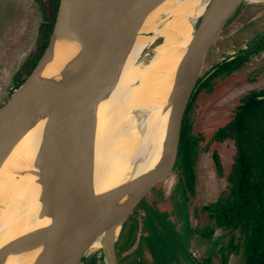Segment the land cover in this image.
Masks as SVG:
<instances>
[{"label": "water", "instance_id": "95a60500", "mask_svg": "<svg viewBox=\"0 0 264 264\" xmlns=\"http://www.w3.org/2000/svg\"><path fill=\"white\" fill-rule=\"evenodd\" d=\"M156 1L59 0L53 27L41 56L24 81L0 105V160L16 142L26 124V115L18 103L38 109L47 118L33 162L42 172V198L38 215L42 217L47 214L53 203L51 234L62 240H58L52 249L44 247L30 264H119L115 244L124 223L142 198L145 197L150 204L146 195L153 186L171 175L173 170L177 172V150L190 95L202 75L211 48L242 5L250 0H208L205 15L200 16L193 28L166 95L167 102L172 101L168 116L170 146L166 157L144 184L138 177L128 176L127 180L109 190L94 189L95 207L100 219L90 225L92 184L88 174V160L93 155L90 146L93 144L95 127H92L89 134L86 121L91 108L106 91L102 63L107 36L117 17L123 16L120 52L123 51L125 45L134 38L138 20L146 6ZM217 26L212 38H208V32ZM62 40L81 44V60L70 87L59 88L52 96L44 87L31 81V78L38 69L55 63L59 52L58 42ZM194 57H197V65L186 84V68ZM67 64L64 62L62 69L67 68ZM46 82L56 86L59 80L54 76ZM41 94L48 95L50 110L40 109L36 105V97ZM148 113L149 110L145 109L133 110L135 117L141 119L140 130L144 127L142 120ZM137 159H133L132 165ZM120 176L121 171H116L111 183ZM179 182L183 191L182 183ZM103 185L106 187L107 180ZM48 186L59 191L54 199L47 192ZM116 205L117 208L110 211ZM71 211L73 213L69 223L61 226L62 219ZM97 239H100V246L91 250V244ZM29 241L30 233L23 234L5 245L1 250L2 255L15 252Z\"/></svg>", "mask_w": 264, "mask_h": 264}, {"label": "bare ground", "instance_id": "6f19581e", "mask_svg": "<svg viewBox=\"0 0 264 264\" xmlns=\"http://www.w3.org/2000/svg\"><path fill=\"white\" fill-rule=\"evenodd\" d=\"M207 2L158 0L148 3L138 20L134 38L121 52L120 34L115 37L108 33L102 63L106 91L91 108L86 121L89 134L92 127H95L93 144L90 146L93 155L88 160V174L92 184L90 225L100 219L96 212L94 189L109 190L133 176L144 184L166 157L170 146L168 116L172 105V101L167 102L166 95L193 28L200 16L205 15ZM188 15L191 21L186 20ZM117 19L118 24L123 25V16ZM113 24L115 28L118 27L115 21ZM218 27L208 32V38ZM157 38L161 40L154 46L151 58L136 69L135 61L141 51ZM80 45L66 40L58 42L59 52L55 63L38 69L31 81L44 87L52 96L59 88L70 87L81 60ZM64 62H68L67 68L62 69ZM196 65L197 57H194L186 68V84ZM54 76L59 83L50 86L46 80ZM47 96L41 94L36 97V105L40 109H51ZM18 107L26 115L25 127L0 160V264H30L44 247L52 249L58 240H62L51 234L53 203L47 214L42 217L38 215L42 198V172L33 162L47 118L33 107L22 103H18ZM137 109L149 110L148 116L142 120V130L139 128L141 119L133 114V110ZM137 156L141 158L137 159ZM134 158L138 161L132 165ZM116 171H121V176L111 183ZM106 180L107 185L104 187ZM47 192L51 194V199L59 194L58 189L50 186ZM116 208L117 205L110 211ZM72 213L65 215L61 226L69 223ZM26 233H30L27 244L13 253L2 255L1 250L8 242ZM99 246L100 239H97L90 249Z\"/></svg>", "mask_w": 264, "mask_h": 264}, {"label": "rangeland", "instance_id": "374dc122", "mask_svg": "<svg viewBox=\"0 0 264 264\" xmlns=\"http://www.w3.org/2000/svg\"><path fill=\"white\" fill-rule=\"evenodd\" d=\"M52 12L51 0H0V105L13 91L14 77L24 61L40 47V25L50 17ZM191 19L189 15L186 16L187 21ZM115 23H119L118 19ZM113 25L109 35L116 37L120 34L122 24H118L117 28ZM263 35L264 2L244 3L225 27L220 39L211 48L199 81L203 78L209 61L220 62L223 58L233 56L235 53L240 55L238 52L242 50L241 47L254 44ZM160 40L161 38H157L153 44L142 50L135 61L136 69L151 58L153 48ZM245 54L246 57L240 58L239 67L234 68L231 62L217 65L205 81H198L199 83L197 82L194 86L193 90L196 89L190 96L192 104L190 103L185 111V114L189 111L187 122L194 134H203L207 138L230 119L234 108L242 98L246 97L250 91L264 87V43L248 50ZM205 145V141L200 142L201 149H204ZM213 151L218 159L217 164L212 157ZM233 154L232 140L212 142L207 152L201 150L194 166L192 192L188 189L182 191L180 177L175 170L153 186L146 195L150 204L145 197L142 198L124 223L115 244L118 263L120 264L122 260L121 249L126 246V243L139 247L141 252L137 254H141V258L144 259L142 238L144 235L151 237L157 230V226H160L167 234L169 231L173 232L172 240L175 242L176 238L178 239L177 247L183 252L184 247L195 250L200 264H242L241 247L237 250L225 248L223 253L221 252L229 239L227 232L217 230L210 237L202 235L192 237L190 240L188 229L183 228L184 213L185 217L187 213L190 214V225L193 223L200 226L206 221L203 213L194 210L199 224L193 222L191 216L193 207L212 201L227 187V174L231 168ZM139 211H143L140 218L144 227L142 233L134 231L140 220L137 218ZM135 257L132 258L133 264H139V260ZM142 264L161 263L153 259L152 262Z\"/></svg>", "mask_w": 264, "mask_h": 264}, {"label": "trees", "instance_id": "16d2710c", "mask_svg": "<svg viewBox=\"0 0 264 264\" xmlns=\"http://www.w3.org/2000/svg\"><path fill=\"white\" fill-rule=\"evenodd\" d=\"M51 1L53 12L40 25V47L18 70L14 88L31 72L47 45L59 3V0ZM205 138L203 134L191 132L185 117L175 162L183 190L193 191L194 166L200 151L205 150L200 147ZM226 139L234 143L228 185L215 199L194 209L206 218L195 231L206 237L217 230L227 232L229 239L222 253L225 248L241 247L242 264H264V88L243 100L208 141Z\"/></svg>", "mask_w": 264, "mask_h": 264}, {"label": "flooded vegetation", "instance_id": "af4514ba", "mask_svg": "<svg viewBox=\"0 0 264 264\" xmlns=\"http://www.w3.org/2000/svg\"><path fill=\"white\" fill-rule=\"evenodd\" d=\"M256 1L264 2V0H251L249 2L254 3ZM262 39H264V35L261 38H259L254 44H252L250 46L246 45L244 47H241L242 50H240V52H238V53H240V55H237V53H235L233 56H230L228 58H223L222 57L223 59L220 62L211 63L209 61L208 62V67H207V69L204 72V76H203V78H201L202 81L201 80L200 81L201 82L205 81L207 79L206 77L211 73V71L213 69H215V67L217 65H221V64L227 63V62H231L233 64L234 68L239 67V65L241 64L240 63V58L241 57H246L245 53H247L248 50L253 49L254 46H256ZM263 43H264V41L260 45H263ZM258 46H256V47H258ZM262 88H264V87H262ZM195 89L192 91V93L195 91ZM260 89H258V90H260ZM258 90L250 91V93L248 95H246V97L242 98L238 102L236 107L243 100H245L248 96H250L251 94L257 92ZM190 103H191V100L189 98V101H188V104H187V108L189 107ZM236 107L234 108V111H235ZM188 112H186V114H185L186 118L188 116ZM209 137H210V135L207 138H205V140H203V141L206 142V145L204 146V148H205L204 151L205 152L208 151V146H209L210 143L225 141V140H223V141H208ZM226 140H230V139H226ZM212 157H213L215 163L217 164L218 163L217 162L218 159H217L216 153L214 151L212 152ZM198 206L199 205H197V206L195 205L193 207V210H192V213H191V216L193 218V222L195 224H199V222H198L199 219H198V217L195 216V213H194L195 212L194 209L196 207H198ZM142 212L141 211L137 212V215H138L137 218H139V219L141 218ZM141 220L142 219H140L139 223L135 226L134 231L135 230L136 231H141V233L144 231V227H143V224H142ZM190 221H191L190 220V215H189V217L188 216L185 217V213H184V226L182 224L181 225L183 226L184 229L185 228L188 229L190 240L192 239V237H196V236H200L201 237L202 234L195 231V228L197 226L194 225L193 223L190 226V224H191ZM157 227H158L157 230L154 231L155 233L151 237H149V235H144L143 238H142L143 239L142 243L144 244V247H143L144 248V251H143L144 259L141 258V254H137V252L138 253L141 252L139 247H136V246H133V245H128V243H126V246H124L121 249V258H122V260L120 261V264H133L134 261L132 260V258L134 259V256H136L135 258L137 260H139V264L146 263V262H148V263L152 262L153 259H156L161 264H200L201 263L198 260V255H197V252L195 250H190L189 248L184 247L185 249H184V252H183L181 249H179L177 247V244L179 243V241H178L177 238H176L175 242H174V240H172V238L174 237V235L173 236L171 235L173 233L172 231H169L168 234L171 236V237H169V235L167 233H165L162 230V228H160V226H157ZM134 231H133V233H134ZM190 233H192V234H190ZM180 244H182V243H180ZM134 252H135V254H134ZM204 261H205V259L203 260V262Z\"/></svg>", "mask_w": 264, "mask_h": 264}, {"label": "crops", "instance_id": "0c3cea01", "mask_svg": "<svg viewBox=\"0 0 264 264\" xmlns=\"http://www.w3.org/2000/svg\"><path fill=\"white\" fill-rule=\"evenodd\" d=\"M182 189V188H181ZM190 214L187 213V216L189 217ZM191 226V225H190Z\"/></svg>", "mask_w": 264, "mask_h": 264}]
</instances>
